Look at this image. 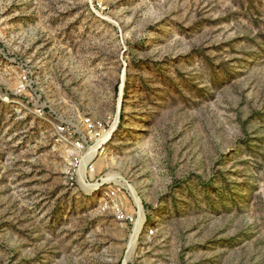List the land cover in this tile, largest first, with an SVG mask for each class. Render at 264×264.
Masks as SVG:
<instances>
[{"label":"rangeland","instance_id":"1","mask_svg":"<svg viewBox=\"0 0 264 264\" xmlns=\"http://www.w3.org/2000/svg\"><path fill=\"white\" fill-rule=\"evenodd\" d=\"M0 264H264V0H0Z\"/></svg>","mask_w":264,"mask_h":264}]
</instances>
